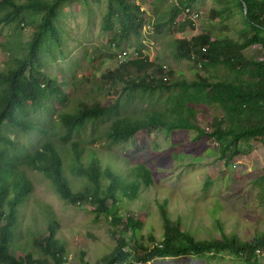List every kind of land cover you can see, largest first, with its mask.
<instances>
[{
    "label": "trees",
    "instance_id": "trees-1",
    "mask_svg": "<svg viewBox=\"0 0 264 264\" xmlns=\"http://www.w3.org/2000/svg\"><path fill=\"white\" fill-rule=\"evenodd\" d=\"M142 1L159 8L156 3L158 0ZM198 1L184 0L165 13L159 11L156 22L152 23L148 18L150 15L142 13L136 0H108L104 21L106 27L113 30V42L120 48L124 40L143 37L148 23H152L151 30L155 38L172 30L176 24L182 30L186 29L187 24L194 28L201 17V13L194 8L199 4ZM216 1L218 7L212 9L211 18L222 30L205 31L191 40L185 35L176 39L175 59L191 62L194 69L191 79L175 77V70L167 69L160 56L153 59L145 47L136 49L141 56L121 64L119 73L113 69L105 73V77L112 79L114 84H118L120 79L125 81L123 85L129 92V99L135 93H139L141 99L157 95V99L163 103V110L153 105L142 112L143 117L121 115L118 113L119 102L103 104L97 101L75 113L62 115L60 123L64 133L59 139L63 144H70V157L67 148L58 147L52 140L35 151H29L14 134L17 130L27 133L37 129L31 115L43 107L44 101L50 97L43 84H48L50 92L57 98L65 100L62 89L56 87L54 79L43 71L42 55L47 44L61 49L60 17L65 8L88 3V0H0V28L11 26L18 33L27 28L34 30L33 38L23 49L7 42L10 61L5 70L0 71V264H51L46 260H34L32 254L17 255L11 249L15 234L21 228L18 208L33 194L32 181L26 169L43 173L53 182L61 197L70 199L76 196L64 171L65 160L70 158L73 173L85 183L86 193L80 196L85 199V203L90 202L96 214L111 219L116 230L120 229L122 221L111 214L107 204L111 202L112 206H119L120 209L123 199L136 201L144 187H154L153 172L144 163L135 166L130 172L133 180L105 167L96 153H90L91 163H82L86 147L82 144L84 141L76 140V137L89 124H95L100 119L115 116L111 128L105 133L110 144L129 143L141 133L149 136L160 128L165 132L194 129L200 132L195 138L197 142L206 134L199 128L198 120H208L213 131L208 127L207 136L217 145L220 143L221 160L231 171L232 165L240 162L239 156L246 150L241 149L242 142L251 144L253 140L260 139V145L264 147V0ZM189 9L192 14L186 15ZM238 9L241 10L242 26L236 23L237 28L232 19ZM194 13L199 14V18H195ZM246 50H258L261 56L251 60L245 55ZM212 74L217 78L222 75V80L214 81ZM201 105L216 108L223 115L207 116L198 108ZM210 185L207 184L206 189ZM255 185L259 188V204L264 207V175L256 177ZM216 203L225 205L221 199H216ZM47 210L51 218L48 237H39L38 242L51 255L55 264H69L68 257L62 255L63 250L54 247L55 238L61 231V222L51 213L52 210ZM223 213L219 219L216 214L219 223L212 224V230L216 231L218 225L219 231L224 230L223 225L227 221L220 222ZM161 216L164 225L162 246L156 245L147 250L140 259L145 263L156 259L191 255L206 257L225 253L242 257L247 264H261L259 257L261 249H264V231L260 228V219L254 225L257 231L255 236L244 225L247 236L241 237L238 231L241 224L238 222L232 236L223 232L220 239L215 236L214 239L199 241L180 221L170 218L165 204ZM228 218L230 221L232 217ZM233 220L239 218L236 216ZM127 226L134 229L133 237H137L140 235L142 219L135 222L129 218ZM125 246V242L119 238L113 255L104 264H129L132 254L124 252Z\"/></svg>",
    "mask_w": 264,
    "mask_h": 264
},
{
    "label": "rangeland",
    "instance_id": "rangeland-1",
    "mask_svg": "<svg viewBox=\"0 0 264 264\" xmlns=\"http://www.w3.org/2000/svg\"><path fill=\"white\" fill-rule=\"evenodd\" d=\"M181 1L184 0L162 2L158 0L156 3L159 8L144 4L146 10H142V13L146 15L150 9L148 18L154 23L159 11L165 13ZM198 2L194 8L201 13V17L194 28L187 24L186 29L182 30L180 25L176 24L172 30L155 38L149 26L152 23H148L143 37L124 40L120 48L113 42V30L105 25L108 0H88V3L82 2L65 8L60 17L61 49L47 44L42 55L43 71L54 79L56 87L62 89L65 100L57 98L50 92L49 85L43 84L50 97L44 101L43 107L31 115L37 129L27 133L17 130L14 137H17L29 151H35L48 140H52L58 147L67 148L71 157L70 144H63L59 139L64 133L60 123L62 115L75 113L97 101L103 104L119 102L118 113L121 115L143 117L142 112L151 109L153 105L163 110V103L160 102L161 99H157V95L141 99L139 93H135L133 98L129 99V92L123 85L125 81L115 76L120 80L118 84H114L112 79L105 77V73L109 69L119 73L121 64L118 54L122 50L135 51L145 47V51L153 59L156 60L160 56L167 69L175 70V77L191 79L194 71L191 62L175 59L176 39L180 35H185L191 40L205 31L222 30L211 18L212 9L218 7L217 1ZM240 12L238 9L232 19L237 28L238 25L242 26ZM226 28L225 30H228ZM33 35V28H27L22 33L16 32L11 26L0 28L2 45L0 71L5 70L10 61V52L6 50L7 42L19 45V49H23ZM245 55L251 60H257L261 53L258 50H246ZM211 77L214 81L222 80V75L217 78L212 74ZM198 108L207 116L223 115L213 107L201 105ZM114 117L112 115L100 119L95 124H89L76 137V140L84 141L82 144L86 147L82 163L85 165L91 163L90 153H96L105 167L128 180L134 178L130 175L132 169L144 163L153 172L154 187H144L136 201L123 199L120 202V209L119 206H112L111 202L107 204L111 214L122 221V226L116 230L111 219L96 214L90 202L85 203V199L80 196L86 193L85 183L75 172L73 173L70 158H66L64 165L72 192L76 194L70 199L61 197L53 182L43 173L25 168L32 181L33 194L18 208L21 228L11 244L12 252H17V255L32 254L36 261L46 260L55 264L51 255L44 251V247L38 242L39 237H48L47 229L51 220L48 208L61 222V231L55 238L54 247L63 250L62 255L68 257L69 264L106 263L113 255L119 238L125 242L124 252L132 254L129 264H247L244 258L225 253L206 257L191 255L156 259L147 263L140 259L147 250L156 245L162 246L163 204L167 205L170 218L173 221H180L199 241L214 239L215 236L220 239L223 232L227 236H232L238 222L241 224L238 230L241 237L247 236L244 225L245 228H250L251 234L255 236L257 231L254 225L259 219L260 228L264 231V207L259 204V188L255 185L256 177L264 175V147H261L260 139L253 140L251 144L241 143V149L246 150L239 156L240 162L232 165L231 171L227 169L225 161L221 160L220 143L217 145L216 141L207 136L208 127L213 131L208 120H198L199 128L206 134L197 142L195 138L200 132L194 129L165 132L160 128L149 136L141 133L129 143L110 144L105 133L111 128ZM207 184H211L208 189ZM216 199L223 200L228 210L225 211V205L222 203L216 205ZM222 213L224 216L220 222L227 221L223 225L224 230L219 231V225L216 231L212 230V224L219 223L216 214L219 219ZM229 216L232 217L230 221ZM236 216L239 220H233ZM129 218L135 222L142 219L140 235L137 237H133L134 229L127 226ZM260 255L259 260L264 264V249H261Z\"/></svg>",
    "mask_w": 264,
    "mask_h": 264
},
{
    "label": "built area",
    "instance_id": "built-area-1",
    "mask_svg": "<svg viewBox=\"0 0 264 264\" xmlns=\"http://www.w3.org/2000/svg\"><path fill=\"white\" fill-rule=\"evenodd\" d=\"M255 1H261V0H255ZM136 2L141 6L142 10L145 11L146 7L144 6V3L142 0H136ZM147 5V4H145ZM191 9L186 10V15H191ZM195 14V13H194ZM146 15H150V9L148 14ZM195 18H199V14H195ZM150 26V29H152V26ZM141 56L140 52L138 50L132 51V50H122L121 52H119L118 54V59L120 64L132 61V60H136L137 58H139Z\"/></svg>",
    "mask_w": 264,
    "mask_h": 264
},
{
    "label": "water",
    "instance_id": "water-1",
    "mask_svg": "<svg viewBox=\"0 0 264 264\" xmlns=\"http://www.w3.org/2000/svg\"><path fill=\"white\" fill-rule=\"evenodd\" d=\"M244 10H245V14H246V12H247V6L245 5V8H244Z\"/></svg>",
    "mask_w": 264,
    "mask_h": 264
}]
</instances>
